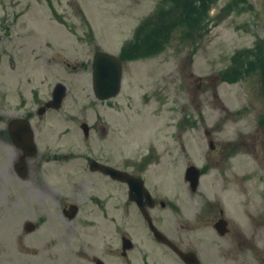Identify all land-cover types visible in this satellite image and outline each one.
<instances>
[{"label": "rangeland", "instance_id": "obj_1", "mask_svg": "<svg viewBox=\"0 0 264 264\" xmlns=\"http://www.w3.org/2000/svg\"><path fill=\"white\" fill-rule=\"evenodd\" d=\"M191 5L190 0H0V103L5 102L0 105V115L15 116L17 106L34 103L36 92L45 99L52 86L65 83V107L53 117V122L61 123L59 130L67 124L66 108L82 107L89 124L98 117L115 123L118 144L124 145L131 160L147 153L153 141L174 148L165 161L171 175L167 173L161 193L156 192L167 205L151 210L161 228L177 229L188 239L200 236L197 251L202 264H264V126L258 125H264V99L257 90L258 76H264V43L260 42L264 41V0H203L196 2L200 5L196 10ZM191 12L190 25L184 17ZM169 20V29H165L163 23ZM181 23L185 28H180ZM137 29L150 33L149 41L142 45L144 53L132 50L123 55L121 93L109 101L97 99L92 82L95 50L117 55L125 42L135 38ZM68 62L76 64V69L68 67ZM187 119L197 129L183 134L189 148L185 152L175 149L172 138L178 124ZM215 125L223 131L215 132L214 138L241 141L243 137L245 151L235 159L234 169L244 181L223 191L220 186L208 187L209 177L205 176L199 193L221 200L225 217L243 234L235 242L217 236L211 226L197 231L188 225L179 227L181 221L193 223L202 217L201 200L184 181L183 169L186 160L195 155L196 163L204 164L201 145L197 154L195 148L206 139L205 129L215 130ZM69 137L79 136L74 132ZM98 137H92L94 144ZM125 153H119V166ZM105 196L106 192L101 193ZM81 197L86 198L83 193ZM0 199V214L5 217V223L0 221V264H95L81 256L82 249L100 256L105 264H121L115 253L121 230L135 241L131 251L135 264H145L143 253L155 250L148 245L146 223L125 196L119 195L115 211L113 200H108L107 215L84 205L78 220L67 224L56 210L59 227L50 223L46 207L25 200L29 217L45 219L29 234L22 227L29 213L23 208L19 223L15 211L7 202L3 204V195ZM33 205L44 217L32 212ZM91 211L97 224L84 229L81 219L93 216ZM109 214L115 215L116 224L105 226L112 223ZM205 215L208 219L214 216L212 212ZM130 220L135 223L129 225ZM11 225L15 233L4 236L2 231L12 230ZM19 236H23L20 242ZM29 241L35 242L32 249ZM156 254L149 259L155 264L161 262L158 250Z\"/></svg>", "mask_w": 264, "mask_h": 264}, {"label": "flooded vegetation", "instance_id": "obj_2", "mask_svg": "<svg viewBox=\"0 0 264 264\" xmlns=\"http://www.w3.org/2000/svg\"><path fill=\"white\" fill-rule=\"evenodd\" d=\"M202 1L190 0L193 4L191 5L193 10L200 6H197L196 2L201 3ZM234 2L237 3V0ZM182 23L180 28H185L186 24ZM70 65L75 69L77 67L76 64L68 62L67 66ZM257 82L259 96L264 99V76L262 78L258 76ZM55 87L56 85L52 86L50 95L45 99L36 92L33 98L34 103L30 106H17L15 116L8 118L3 114L0 115V196L3 195L5 199L3 204L7 202L6 205L15 211L14 216L19 220V223H21L23 208L25 212L29 213L25 207V200L31 204L46 207L47 214L50 216V223L58 226L54 217L56 210H58L60 219L67 224L78 220L84 205L100 209L107 215L108 200H113L112 206L115 211L119 208V195L125 196L130 203L136 206L150 232L149 235L147 234L150 238L147 239L148 245L155 250H148L146 251L147 254L143 253L141 259L145 264H155L149 259H155L157 250L161 254V262H156L157 264H192L194 262L202 264L201 257L200 261V259L192 260L189 256V253L199 256L197 250L202 242L200 236H197L196 239H188L178 233L177 229L171 231L170 228L169 230L164 227L161 228L151 214V210L156 207L165 208L167 205L164 198L156 192L161 193L167 173H169L168 176L171 175L166 170L165 161L166 156H170L168 152H173L174 148L167 147L165 144L156 145L157 143L153 141L149 144L147 153H144L136 161L131 160L123 150L124 145L118 144L117 134L119 132L117 133V130L119 131V128L114 126L115 123L112 124L110 121L112 126L110 128V123L105 122L107 121L106 118L98 117L96 122L89 124L85 121V111L82 107H78L77 110L74 107L66 108L68 112L63 113L67 114V124L65 128L59 130L57 125L61 123L53 122V117L58 113L57 111H63L65 106L56 108L49 105ZM66 87L68 91V86L66 85ZM120 93L106 98L99 97L97 93L94 94L101 101H109ZM0 105L5 106V102L1 101ZM258 125L259 128L264 126L260 123ZM196 126L192 120L178 124V131L172 138L175 141L172 144L175 149L181 148L182 151H188L189 148L187 149L183 134L187 131L193 133L192 131L197 129ZM215 126V130L206 128V139L202 140L198 147L191 148L192 151L195 148V154H197L201 145L200 156L204 158V164H197L195 155L194 158L186 160L183 169L184 181L201 200L202 217H197L193 223L181 221L179 227L182 229L183 225H188L191 226L192 230L197 231L200 227L211 226L217 236L235 242L240 241L243 234L225 217L221 200L218 198L209 199L206 194L199 193L203 184L202 179L205 176L209 177L208 187L218 188L220 186L223 191H227L231 186L234 188L240 186L244 181V176L234 169L235 159L244 154L245 151L243 137L241 141L231 138H214L215 132L223 131V128L219 130L217 125ZM74 132L79 137H69ZM66 135L68 137H64ZM94 135L99 136L96 138V144L92 138ZM110 138L112 139L109 140ZM121 152L122 154L125 153V158L122 159L123 162L119 166L117 159ZM170 161L175 162L174 159H170ZM195 174L198 175V180L197 184L193 186L192 179ZM103 192H106L105 197H101ZM145 192L151 194V199L147 198ZM82 193L85 195V199L81 197ZM1 204L2 200L0 199ZM34 205L32 212H35L38 217H44L41 212H38V209H34ZM209 212H212L214 216L209 219L205 218V214ZM145 213L149 214L151 220L147 218ZM89 214H93V216L81 219L80 225L83 228L86 227L84 229H90L97 224L94 211L89 212ZM29 216L30 213L28 214L29 219L25 218L22 222V227L28 234L36 231L39 226L45 223L44 218L35 220V216ZM109 220L112 223L105 224V226L116 224L115 215L109 214ZM0 221L5 223L4 215L0 214ZM132 221H129V225L135 223ZM151 223L163 232L162 235H157L155 230L151 228ZM11 227L10 235L16 231L13 225ZM115 228L117 229V227ZM53 235L51 232L52 244ZM57 237L60 236L57 235ZM21 239L23 236H19L17 241L20 242ZM144 242L146 241L144 240ZM29 243H32L30 245L32 249L35 242L29 241ZM117 247L118 250L115 253H117L121 264H135L131 253L135 248V241L126 231H120ZM81 256L90 258V261L95 264H105L100 256L90 255L86 249L81 250Z\"/></svg>", "mask_w": 264, "mask_h": 264}, {"label": "water", "instance_id": "obj_3", "mask_svg": "<svg viewBox=\"0 0 264 264\" xmlns=\"http://www.w3.org/2000/svg\"><path fill=\"white\" fill-rule=\"evenodd\" d=\"M123 73L122 63L115 55L105 51H97L94 59V86L97 95L101 98H106L116 95L121 88V77ZM65 86L58 84L54 93V99L50 104L59 107L63 100ZM198 175L192 179L193 186L197 184ZM146 193V192H145ZM147 198L151 199V194L146 193ZM148 219L151 220L148 213H145ZM151 227L157 235L162 233L151 223Z\"/></svg>", "mask_w": 264, "mask_h": 264}, {"label": "trees", "instance_id": "obj_4", "mask_svg": "<svg viewBox=\"0 0 264 264\" xmlns=\"http://www.w3.org/2000/svg\"><path fill=\"white\" fill-rule=\"evenodd\" d=\"M179 1L186 2L187 0H179ZM191 15H192V12H191V14H189V16H185L184 17L186 22L189 21L190 25H191V18H190ZM171 22H172L171 20H169L167 22L165 21L163 23V27L164 28L166 27L165 29H169L167 26L169 24H171ZM149 34L150 33H143L141 29H137L136 35H135V38H134L135 40L131 41V43L127 47L124 48L125 52H127L126 51L127 48L130 49V50L128 49V52L126 54H128V53L131 54L132 50H134V53L136 52V53H139V54H143L144 53V46H142V45H143V43L147 44V41H149V38H150ZM165 37H167V35H165Z\"/></svg>", "mask_w": 264, "mask_h": 264}, {"label": "bare ground", "instance_id": "obj_5", "mask_svg": "<svg viewBox=\"0 0 264 264\" xmlns=\"http://www.w3.org/2000/svg\"><path fill=\"white\" fill-rule=\"evenodd\" d=\"M10 228V227H9ZM12 230H9V229H4L2 232H5L6 235H10Z\"/></svg>", "mask_w": 264, "mask_h": 264}]
</instances>
